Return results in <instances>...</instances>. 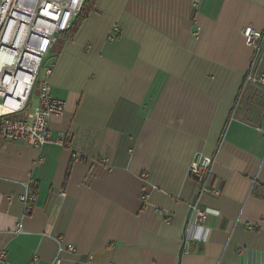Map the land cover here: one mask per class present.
<instances>
[{
  "label": "crops",
  "instance_id": "obj_1",
  "mask_svg": "<svg viewBox=\"0 0 264 264\" xmlns=\"http://www.w3.org/2000/svg\"><path fill=\"white\" fill-rule=\"evenodd\" d=\"M88 7L45 58L65 102L51 142L0 137V264H264V84L246 81L241 34L262 32L264 72V0ZM197 154L219 189L198 197L202 240L187 223Z\"/></svg>",
  "mask_w": 264,
  "mask_h": 264
},
{
  "label": "built area",
  "instance_id": "obj_2",
  "mask_svg": "<svg viewBox=\"0 0 264 264\" xmlns=\"http://www.w3.org/2000/svg\"><path fill=\"white\" fill-rule=\"evenodd\" d=\"M84 0H0V137L21 141L41 149L51 142L49 121L64 113L65 102L52 96L49 77L53 63H45L50 47L71 26ZM194 5L196 2L193 3ZM198 31L195 32L197 34ZM244 43L253 49V60L246 72L247 82L264 84V72L257 65L262 55V32L251 25L241 31ZM42 69V73L40 70ZM36 91V103L31 95ZM55 143L65 145L63 138ZM78 158L77 154L73 155ZM212 158L197 154L189 164V173L197 183L194 198L188 203L187 223L195 228L194 238L204 239V223L210 212L199 205L201 194H219L212 182ZM64 195V192L60 193ZM35 191L19 196L26 205L35 199ZM168 219V218H167ZM72 251L74 247L68 245ZM6 256L0 251V261ZM55 258L51 264H59Z\"/></svg>",
  "mask_w": 264,
  "mask_h": 264
},
{
  "label": "trees",
  "instance_id": "obj_3",
  "mask_svg": "<svg viewBox=\"0 0 264 264\" xmlns=\"http://www.w3.org/2000/svg\"><path fill=\"white\" fill-rule=\"evenodd\" d=\"M90 2V0H84V3L81 7V10L79 11V13L74 17V22L72 21L71 26L68 28V30L65 31L66 36H72L75 32L76 29L80 23V21H82V19H84L88 13V3Z\"/></svg>",
  "mask_w": 264,
  "mask_h": 264
},
{
  "label": "rangeland",
  "instance_id": "obj_4",
  "mask_svg": "<svg viewBox=\"0 0 264 264\" xmlns=\"http://www.w3.org/2000/svg\"><path fill=\"white\" fill-rule=\"evenodd\" d=\"M40 73H42V69L40 70ZM31 102H33L34 104L36 103V91H33V94L31 95Z\"/></svg>",
  "mask_w": 264,
  "mask_h": 264
}]
</instances>
